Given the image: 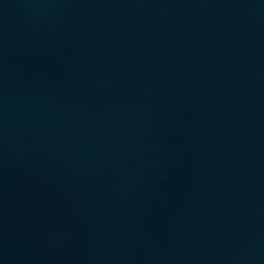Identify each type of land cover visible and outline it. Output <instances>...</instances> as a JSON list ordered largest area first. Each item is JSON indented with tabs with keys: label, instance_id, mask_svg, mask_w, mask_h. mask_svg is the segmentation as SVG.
Listing matches in <instances>:
<instances>
[{
	"label": "water",
	"instance_id": "water-1",
	"mask_svg": "<svg viewBox=\"0 0 264 264\" xmlns=\"http://www.w3.org/2000/svg\"><path fill=\"white\" fill-rule=\"evenodd\" d=\"M0 264H264V0H0Z\"/></svg>",
	"mask_w": 264,
	"mask_h": 264
}]
</instances>
